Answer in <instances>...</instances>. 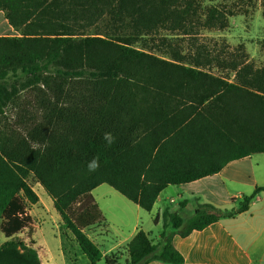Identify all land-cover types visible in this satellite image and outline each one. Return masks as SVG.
Instances as JSON below:
<instances>
[{
  "label": "trees",
  "instance_id": "16d2710c",
  "mask_svg": "<svg viewBox=\"0 0 264 264\" xmlns=\"http://www.w3.org/2000/svg\"><path fill=\"white\" fill-rule=\"evenodd\" d=\"M0 10L20 33L0 36V264H42L35 243L18 237L31 229L28 211L39 202L30 175L98 264L103 252L86 232L105 222L97 187L108 184L151 211L168 186L264 153V65L239 52L223 60L205 47L183 53L161 34L224 30L233 10L200 0H0ZM92 27L96 35L86 34ZM214 63L227 77L211 71ZM105 132L115 142L107 144ZM94 156L100 167L89 172ZM261 192L244 195L236 209L199 204L189 219L172 213L173 232L157 243L140 229L126 264H183L174 233L246 212Z\"/></svg>",
  "mask_w": 264,
  "mask_h": 264
},
{
  "label": "crops",
  "instance_id": "0c3cea01",
  "mask_svg": "<svg viewBox=\"0 0 264 264\" xmlns=\"http://www.w3.org/2000/svg\"><path fill=\"white\" fill-rule=\"evenodd\" d=\"M19 35L10 25L5 10H0V36ZM254 155L228 163L217 174L188 184L168 186L160 193L151 211H145L129 201L132 205L125 206L132 214H128L127 223L124 216H120L117 223L118 239L113 243L105 239V234L100 229L107 226L109 220L96 201L103 211L105 222L87 229L86 232L100 246L104 264L106 257L114 258L117 264H126L127 245L140 229L147 232L154 243L159 241L163 232L172 233L173 229L169 224V215L172 213H179L184 219H189L195 214L199 204H211L224 210L236 209L244 195H250L256 187L264 186V153H259L261 156L255 166L241 163L252 159ZM101 188L102 185L93 192ZM50 200L42 208V199L39 197V202L28 211L32 217L33 228L30 239L39 251L42 264H57L53 256L46 253L43 242L36 240L42 234L41 225L54 217L51 209L54 205L51 198ZM58 220L65 230L66 239L73 242L72 234L64 227L60 217ZM173 245L184 257L183 264H264V192L257 195L248 211L233 218L221 219L203 230H194L187 236L174 233ZM77 261L79 259L76 256L75 263ZM83 264L91 263L87 258ZM145 264L166 263L149 260Z\"/></svg>",
  "mask_w": 264,
  "mask_h": 264
},
{
  "label": "rangeland",
  "instance_id": "374dc122",
  "mask_svg": "<svg viewBox=\"0 0 264 264\" xmlns=\"http://www.w3.org/2000/svg\"><path fill=\"white\" fill-rule=\"evenodd\" d=\"M200 2L202 7L217 5L233 10L235 15L229 17L228 27L218 31L201 30L197 34L194 32L192 35L170 34L165 31H162L161 34L167 36L173 44L178 45L183 53H187L196 47H205L212 56H218L219 59L223 60L229 59L233 53L239 52L240 55L244 54L247 56L249 61L253 62L257 67L263 66L264 8L261 0H200ZM97 32V28L92 27L87 30L86 34L96 35ZM210 69L213 73L224 77H227V74H229L228 70L218 66L217 63H214ZM260 156L259 154L254 155L252 159L244 160L241 163L255 166ZM28 183L37 195L41 197L42 208L46 207V202L51 200L43 187L33 175L28 177ZM93 195L109 220L107 222L108 225L100 229L104 232L105 239L113 243L118 239L117 223L119 222L120 216L123 215L127 223L128 214H132L126 208L125 204H132L126 197L108 184H102V188L94 191ZM51 209L54 217L48 219V222L41 225L42 234H39L36 240L43 242L46 253L52 255L57 264H83L84 259L87 260V257L83 254L76 242H69L66 239L65 230L58 220L59 215L53 206H51ZM143 213L147 215L146 212ZM35 219L39 221L38 218L35 217ZM97 228L99 226L95 229ZM32 232L33 228L26 229L18 237L26 243L32 244L33 241L30 239ZM4 241L5 237L0 232V245ZM76 256L79 259L77 263H75ZM100 264H104V261H101Z\"/></svg>",
  "mask_w": 264,
  "mask_h": 264
},
{
  "label": "clouds",
  "instance_id": "9594fccd",
  "mask_svg": "<svg viewBox=\"0 0 264 264\" xmlns=\"http://www.w3.org/2000/svg\"><path fill=\"white\" fill-rule=\"evenodd\" d=\"M102 139H104L107 142V144H109V145L112 144L113 142H115V137H113L112 134L109 132H105L103 134ZM99 167H100V161H99L98 156H94L87 163V169L89 172H95L96 170H98Z\"/></svg>",
  "mask_w": 264,
  "mask_h": 264
}]
</instances>
